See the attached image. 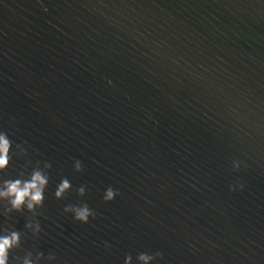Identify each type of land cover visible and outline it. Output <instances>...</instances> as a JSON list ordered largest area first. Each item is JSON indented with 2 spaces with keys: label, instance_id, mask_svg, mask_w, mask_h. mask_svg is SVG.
Listing matches in <instances>:
<instances>
[{
  "label": "water",
  "instance_id": "95a60500",
  "mask_svg": "<svg viewBox=\"0 0 264 264\" xmlns=\"http://www.w3.org/2000/svg\"><path fill=\"white\" fill-rule=\"evenodd\" d=\"M0 131L10 264H264V0H0Z\"/></svg>",
  "mask_w": 264,
  "mask_h": 264
},
{
  "label": "clouds",
  "instance_id": "9594fccd",
  "mask_svg": "<svg viewBox=\"0 0 264 264\" xmlns=\"http://www.w3.org/2000/svg\"><path fill=\"white\" fill-rule=\"evenodd\" d=\"M47 9H45L46 11ZM111 83V81H109ZM11 141L6 132L0 131V171H4L11 160L10 148ZM50 165L46 164L45 168H49ZM77 170H80V164L76 165ZM47 173L39 168H35L24 177L21 174V178L14 180H5L0 184V200L8 201L10 205L6 211H21L26 208L30 212H34L36 208L43 205L44 190L48 184ZM241 185V189H243ZM70 190V184L67 179H61L55 190V197L57 199L63 198L64 194ZM80 194H84V189H80ZM119 195L118 192L114 191L111 187L106 190L104 196L105 202H111L115 197ZM65 211L73 212V218L82 223L86 224L89 222V217L95 216L93 211L86 205L82 204L80 206L66 208ZM26 227H32L31 224L26 225ZM35 231H39V225H36ZM20 233L12 231L8 233L6 230L0 229V264H10V251L14 247L19 245ZM139 264H148L149 261L155 262L156 257L149 252H139L136 256ZM132 257L130 255L125 256L123 264H131ZM25 264H29L25 261Z\"/></svg>",
  "mask_w": 264,
  "mask_h": 264
}]
</instances>
